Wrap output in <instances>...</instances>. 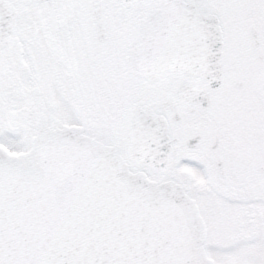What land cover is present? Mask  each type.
I'll list each match as a JSON object with an SVG mask.
<instances>
[{"label":"snow or ice","instance_id":"6c2138e0","mask_svg":"<svg viewBox=\"0 0 264 264\" xmlns=\"http://www.w3.org/2000/svg\"><path fill=\"white\" fill-rule=\"evenodd\" d=\"M0 264H264V0H0Z\"/></svg>","mask_w":264,"mask_h":264}]
</instances>
